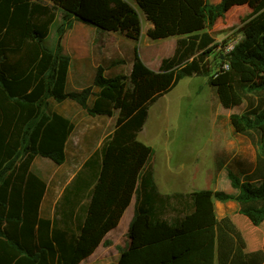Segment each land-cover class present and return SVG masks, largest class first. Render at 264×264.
Wrapping results in <instances>:
<instances>
[{
  "label": "trees",
  "instance_id": "16d2710c",
  "mask_svg": "<svg viewBox=\"0 0 264 264\" xmlns=\"http://www.w3.org/2000/svg\"><path fill=\"white\" fill-rule=\"evenodd\" d=\"M239 6L249 8L240 39L222 56L210 30ZM56 11L60 22L49 48L45 38ZM140 12L151 24L149 39L176 37L172 54L155 70L135 46L129 74L106 76L99 65L91 85L67 92L70 58L61 42L73 22L137 43ZM192 76L206 77L224 109L245 103L229 121L233 133L256 141V161L217 163L236 194L219 189L163 194L155 184L153 149L138 135L149 107ZM65 99L91 116L118 115L113 131L64 188L55 206L60 227L39 217L46 183L31 165L36 156L64 162L73 123L50 112L49 103ZM134 194L131 243L116 264H264V242L247 251L232 219H218L214 211V200H234L252 226L264 221V0H0V264H79L98 245L109 244L105 236ZM76 206L78 228L71 232L67 225Z\"/></svg>",
  "mask_w": 264,
  "mask_h": 264
},
{
  "label": "rangeland",
  "instance_id": "374dc122",
  "mask_svg": "<svg viewBox=\"0 0 264 264\" xmlns=\"http://www.w3.org/2000/svg\"><path fill=\"white\" fill-rule=\"evenodd\" d=\"M210 3H216L219 0H207ZM133 4V2H130ZM249 12L247 6L233 7L223 18L217 20L210 30L215 41L219 43V52L229 40L240 37V28L243 20ZM143 20L144 17L140 12ZM143 22V21H142ZM55 20L49 29L45 38V44L49 48L55 45V27L58 24ZM145 23V21L143 22ZM145 25H142V31ZM142 37L137 42V47L141 48L143 55L150 64V67L157 66L160 59L170 56L173 52L176 37L167 39L148 41V47H145ZM215 55L210 57L214 60ZM104 65L108 63L104 60ZM113 68L121 66V74L127 75L128 65L122 62L113 61L110 65ZM54 103L49 104V109ZM245 109V103L232 109H224L218 102L215 93L207 85L206 77L192 76L182 78L175 87L169 92L159 97L148 110V117L139 133L138 138L153 149L150 165L155 170L165 168L166 158L174 166V173L171 178L186 177L193 170H202L204 172V156L208 155L211 149V156L218 162L228 163L232 159L243 160L249 164H254L258 154V145L250 136H242L233 133L230 130L229 114L241 113ZM79 121H76L77 127L100 126L106 130L112 127L113 121L107 118L85 116L80 112ZM87 134L88 139H92L93 134L89 131H83L78 135L75 131L72 141L84 140ZM86 139V137H85ZM84 152L81 151V155ZM212 159V162L214 161ZM68 162L72 165L78 163L77 157L73 154V146L68 152ZM173 172V171H172ZM223 172V173H222ZM221 173V174H220ZM219 176L216 180V187L219 190L230 191V186L226 177L224 168L217 171ZM161 189L171 191L172 187L167 183V178L159 179ZM221 208H218L220 211ZM231 219L240 230L246 241V250L252 251L261 247L264 242V221L259 226H252L248 219L240 213L233 212ZM108 245L100 247L91 259L83 264H115L118 254L123 250L124 242H127L126 234L115 240L110 236Z\"/></svg>",
  "mask_w": 264,
  "mask_h": 264
},
{
  "label": "crops",
  "instance_id": "0c3cea01",
  "mask_svg": "<svg viewBox=\"0 0 264 264\" xmlns=\"http://www.w3.org/2000/svg\"><path fill=\"white\" fill-rule=\"evenodd\" d=\"M140 18L141 21H145V23L142 22V25H145V29L141 31L142 37L143 32L146 35V31L149 27H151V24L147 22L145 18V20H143L141 14ZM55 20H58V22H60L59 11H56L54 21ZM150 40L151 39H149L146 35L143 40V44L145 45V47H148V41ZM61 46L62 53L70 58L65 88L67 92H70L81 90L82 88L91 85L95 76L96 67L99 65H102L104 67V75L106 76H114L116 74H121L123 70L121 66L116 68L110 66L113 61L122 62V65H128V71L130 72L132 67L134 48L135 46H137V43L125 38L117 32L98 33L94 26L75 20L73 22L72 27L64 33ZM141 50V48H138L140 58L150 67V64L146 60ZM104 60L108 63L107 66L103 64ZM159 63L157 66L150 68L156 70L159 66ZM93 91L97 92L98 88L93 87ZM93 99L94 97H90V99L88 100L89 104L92 103ZM50 103H54L53 107L49 109L50 112L54 111L62 115L63 117L69 119L73 123V130L70 136L68 137L65 145L66 158L63 163L56 165L47 158L36 156L32 162L31 170L46 183V190L40 203L39 217L55 220L59 222L60 225L59 215L55 214V206L59 201L64 188L72 181L77 172L82 168L84 162L88 160V158L93 154V152L101 146L103 141L113 131L118 111H114L111 116H91L87 114L86 111L82 109L76 102L70 99H65L61 102H55L54 100H50ZM80 112H83L85 116L107 118L108 121H113L112 127L109 130H106L105 127L101 128L100 126L94 128L92 125L87 126L86 128H82L81 126L77 127L76 121H79L81 119L79 117ZM82 130L89 131L90 133H92V139H88L89 136H87V134H83L84 140H79L77 142L72 141V134L76 131L78 135H80ZM230 130L233 132L231 125ZM71 146H73V154L77 157L78 163H76V165H72L68 162V152ZM81 151L84 152V155H81ZM213 158L211 156L210 149L208 151V155H205L203 158V166L205 168L203 174L201 173L202 170L200 171L192 169L189 172L188 178L183 177L185 175H183L182 177L171 178V175H173L172 173H174L175 169L174 166L169 163L168 157L166 158L165 168L161 170L157 171L155 170V167L151 165L153 170L154 181L158 191L163 194H170L174 192L185 193L192 190L200 189L217 190L216 180L219 177L217 175V171H219L220 169L217 170L216 160L214 158V161L212 162ZM100 161L101 156H99V163ZM162 177H164L165 179L167 178V183L169 184V186L172 187L171 191L161 189L159 179ZM227 192L231 194H236L238 191L237 189L233 188L232 190ZM135 201L136 196L134 194L131 198L130 203L124 209L118 224L114 228L110 229L105 236V239H109L110 236H113L115 240H118L119 237L126 234L127 242H124L122 249L129 248V245L131 243V239L128 236V230L131 220L134 216ZM82 202L84 201L82 200L78 204V206L81 205ZM78 206H76V209H74L72 214L69 216L67 228L71 232H76L78 228L77 223L75 221ZM218 208H221V210L218 211ZM238 208V203L234 200H228L225 202L214 200V211L218 219L224 216H229L231 218V214L233 212L238 213ZM60 227H62V225H60ZM103 246V244L98 245L95 251L89 257L81 261L79 264H83L87 260L91 259L94 253L100 247ZM119 256L120 253L117 256L115 264L117 263Z\"/></svg>",
  "mask_w": 264,
  "mask_h": 264
},
{
  "label": "built area",
  "instance_id": "2783aa9c",
  "mask_svg": "<svg viewBox=\"0 0 264 264\" xmlns=\"http://www.w3.org/2000/svg\"><path fill=\"white\" fill-rule=\"evenodd\" d=\"M239 39H240V37L233 38V39L229 40L221 49H219L221 51L222 56L229 54ZM223 68H225V69L228 68L227 62L224 63Z\"/></svg>",
  "mask_w": 264,
  "mask_h": 264
}]
</instances>
